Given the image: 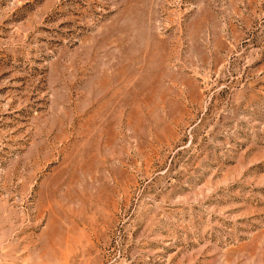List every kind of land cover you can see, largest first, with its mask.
<instances>
[{
  "label": "rangeland",
  "instance_id": "rangeland-1",
  "mask_svg": "<svg viewBox=\"0 0 264 264\" xmlns=\"http://www.w3.org/2000/svg\"><path fill=\"white\" fill-rule=\"evenodd\" d=\"M0 264H264V0H0Z\"/></svg>",
  "mask_w": 264,
  "mask_h": 264
}]
</instances>
